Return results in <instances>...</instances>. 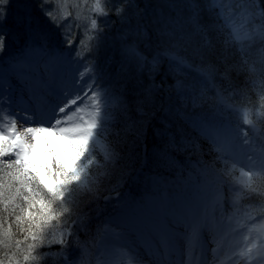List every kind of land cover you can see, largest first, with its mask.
<instances>
[{"label":"snow or ice","instance_id":"snow-or-ice-1","mask_svg":"<svg viewBox=\"0 0 264 264\" xmlns=\"http://www.w3.org/2000/svg\"><path fill=\"white\" fill-rule=\"evenodd\" d=\"M11 2L0 0V55L4 53L9 38L5 24ZM83 2L86 4L87 0ZM48 4L53 7H46ZM67 4L68 0H40L39 7L57 28L63 25L64 41L71 48L75 42L73 22L69 20L68 24H63L72 15L70 11H65ZM132 6L133 0L116 3L113 0H94L86 17L88 24L77 45V59L83 61L88 52L99 47L100 33L104 30L100 17L115 15L127 21L126 7ZM190 7L198 8V5ZM206 7L216 10V16L222 22L216 27L224 32L225 45L235 46L241 53L243 65L247 66L250 74L254 73L255 63H249L246 53L259 43L261 47L258 51L264 63V0H208ZM57 8L60 9L59 16L56 15ZM74 19H81L79 12ZM192 21L195 31L203 30L198 13H194ZM16 23L33 43H25L24 51L13 58L8 71L22 79L29 103L23 110L13 111L10 102L5 107L4 69L0 67V205H3L0 211H6L7 205L17 197L26 205L25 208L15 204L12 209L15 212V208L19 207L24 213L23 220L20 215H15L14 222L18 227L22 222L26 224V228H20V231L26 233L25 240L32 241L23 256L25 262L31 260L39 264L41 259L52 258L54 262L62 260L64 264H144L134 252L122 246L129 235H135L146 254L153 258L152 264H264V225L249 226L241 219L240 207L245 199L264 198V188L253 179L260 176L264 180V169L255 172L244 170L239 167L237 159L239 152L254 150L248 131L254 134L261 131L264 91L258 94L255 107L249 104L234 107L228 103L227 97L217 92V105L236 113L238 123L235 127L223 122L219 108L188 117L200 137L208 141L217 154L215 161L221 162L223 167L217 169L214 164L199 167L194 175L189 176L186 188L169 199L162 209L150 211L135 222H129L121 214L114 218V222L109 220L97 224L95 243L80 241L72 231V225L76 223L72 216L77 212L80 198L92 196L99 199L103 178L108 177L111 169L123 159L107 139L116 104L109 91L97 83L98 74L92 57H89L92 64L85 61L69 82L54 71L59 58L43 45H37L44 34L36 30L31 14L25 13ZM76 26L79 27V24ZM146 34V29L136 32L137 37ZM124 38L127 39V36ZM85 41H88L87 45ZM208 44L210 41L205 39V45ZM81 48H87L84 55ZM124 54L127 62L138 70L150 65L151 73L157 67V58L149 60L136 42L126 44ZM166 54L179 68L191 70L184 57L167 50ZM39 64L44 65L46 74L33 75ZM228 71L225 69L222 75L227 77ZM199 74L205 75V70L199 69ZM156 87L159 86L149 85L144 89L145 99L137 108L142 116L149 115L143 105L153 102V89ZM206 102L207 97L202 91L193 98L192 105L193 108L202 107ZM146 123L140 122L144 127L138 126L137 122L127 124L122 141L127 143L132 137L131 148L134 149L139 141L145 154L147 146L143 144V138L147 132ZM155 132L160 134L159 130ZM168 147L172 151L180 150L175 137H171ZM195 147L199 150L198 144ZM98 155L103 157V162L97 159ZM7 156L13 158L5 160ZM160 159L163 164H168L166 151L160 154ZM237 170L240 177L233 175ZM228 177L231 181L228 182L226 196ZM104 199L108 201L112 197L105 196ZM226 202L232 209L230 213L226 211ZM259 210L264 213V205L259 206ZM3 223L4 217L0 216V247H8L6 238L10 235L11 225L5 231ZM224 225H227L226 232L222 231ZM245 229L247 231L238 247L226 252V259L222 258L220 252L228 235ZM20 243L15 241L17 246ZM53 243L60 248L52 251ZM69 247L80 250L75 260L69 259ZM40 248L50 251L37 252ZM93 248L98 250L95 261ZM174 256L176 259H173ZM0 264H4L3 259H0Z\"/></svg>","mask_w":264,"mask_h":264},{"label":"rangeland","instance_id":"rangeland-1","mask_svg":"<svg viewBox=\"0 0 264 264\" xmlns=\"http://www.w3.org/2000/svg\"><path fill=\"white\" fill-rule=\"evenodd\" d=\"M93 2L94 0H87L85 4L83 0H68L65 11H70L72 15L63 24L66 25L71 20L73 22L72 32L76 30V25L79 24L78 28L82 29L84 33L88 24L86 17L90 14ZM144 2L146 6H142L141 13L146 11L148 13L141 15L143 22L140 23H146V27L154 33H148L151 38L146 40L145 44L144 38H141L142 40L139 42L135 38L128 42L124 38L126 34L123 33L126 31L116 25L111 19V15L100 17L101 26L105 27V30L100 33L99 47L88 52L83 61L78 60L75 55L78 45L76 37L71 48H68L64 42L61 44L59 39L64 40L63 25L57 28L42 13L26 6L24 1L23 4L15 5L8 11L7 19L13 23L10 29L13 36L16 33L18 35L26 34L17 25L16 20L25 13L31 14L36 30L44 34L37 41V45H43L54 57L59 58L55 70L61 75L64 74L66 78L72 80L85 61L91 65L92 60L89 57H92L98 74L97 83L109 91L116 104L107 139L121 153L123 159L114 169H111V174L108 177L103 178L99 190V199L92 196L80 198L77 212L72 216V220L76 221L72 225V231L79 236L80 241L95 243L97 224L113 220L122 211L131 212L139 209L144 214L162 209L169 199L186 188V181L189 176L194 175L195 170L199 167L213 164L217 169L223 167L221 162L215 161L217 154L212 150L209 142L200 137L188 117L195 113H209L214 108H219L223 122L231 123L235 127L238 123L236 113L225 110L222 105H217V92L227 97L228 103L234 107H241L245 104L255 107L257 104L256 97L264 91V63L261 62V53L258 51L261 45L259 43L254 45L246 53L249 63H255L256 67V71L250 74L247 66L243 65L241 53L237 51L236 47L225 45L224 32L216 27L222 22L217 18L215 9L210 10L206 7L208 0H144ZM190 5H198V8L190 7ZM51 6L53 7V5ZM78 12L81 19L76 21L74 17ZM194 13H198L199 23L203 26V30L200 32L194 30L192 21ZM130 14L135 19L128 18L124 23L126 25L124 29L131 28L132 30L138 24L137 13ZM56 15H60L59 8H57ZM168 19L174 23L175 28L172 30L168 29ZM142 27L138 29H143ZM117 36H121L119 39L122 43L118 55L120 59L117 63L125 65L124 73L123 70L118 71L116 69V64L111 68L105 66V63L108 62V55H110L108 51L114 48L115 43H119ZM152 36L156 37L152 38ZM205 39L210 41V44L205 45ZM18 40L16 38L14 41L18 43ZM26 42L29 45L33 43L29 35L24 39L22 45L18 43L21 45V50L18 48L19 50L16 51L10 47L4 51L5 55H0V67L4 69L3 89L8 91H4L6 93L4 96L7 99L10 97L9 92H12L8 86L9 79L13 77L10 81L19 82V84L21 82L20 77L8 71V66L12 63L13 58L21 55ZM132 42L138 44L140 50L149 60H152L153 57L157 58L158 64L153 72L149 73L150 65H146L143 70H138L136 66L127 62L124 48L126 44ZM87 43L88 41H85V44ZM92 43L95 44L96 42L92 41ZM166 50L184 57L191 65V70L179 68L174 60L169 59ZM80 51L84 55L87 49L81 48ZM199 69H204L205 75H200ZM225 69L229 70L227 77L222 75ZM149 85L159 87L153 89V102L143 105L145 112L149 115L142 116L137 108L144 101V89ZM23 87L22 82V89ZM202 91L207 97V102L202 107L193 108V98L199 96ZM14 95L27 97L21 92H16ZM9 102L11 109L20 107L15 99L9 100ZM142 121L147 122V132L143 138V144L147 146L146 154L139 141L136 142L134 149L131 148L132 137H129L127 143L122 142L125 126L137 122L138 126L144 127V124H140ZM18 124L21 126L20 123ZM260 129L261 131L257 134L251 130L248 131L254 150L238 153L239 167L244 170L255 172L264 169V151H262L264 149V123L260 125ZM155 130H159L160 134L157 135ZM171 137H175L179 151H172L168 147ZM197 144L199 150L195 147ZM165 151L169 157L167 165L163 164L160 159V154ZM252 157L255 159H251ZM12 158V156H7L4 159L10 160ZM97 159L103 162L102 156L98 155ZM233 175L240 177L239 170ZM253 179L258 186L264 188V180L260 176H255ZM230 181L231 177H228L225 184L226 196ZM105 196H111L112 199L105 201ZM95 200H99L100 205L97 208H95L97 205ZM245 200L240 206L241 219L246 221L249 226L264 225V213L259 210V206L264 205V198L253 197ZM87 202H91L90 207H85ZM15 204L26 208L24 202L17 197L13 203L7 205L6 211H0V216L4 217L3 228L5 231L9 230L8 225L13 228L16 227L19 231L20 228H26L25 223L22 222L18 227L17 223L14 222L15 215H20L22 220L24 216L19 207L15 208V212L12 211ZM247 205L252 207H245ZM0 208H3V205H0ZM225 208L229 213L232 211L227 202ZM98 212L100 213L99 216ZM243 213H248V215H243ZM81 217L84 219L81 220ZM227 230V225L222 226V231L226 232ZM246 231L247 229L230 233L223 248L230 250L237 248ZM19 235L22 236V240H19L21 241L20 246L12 241V243H8V247H0V251H2L0 259L5 258L4 264H28L23 260V256L26 254L27 245L31 244L32 241L31 239L25 240L26 233L20 231ZM52 247L58 250L60 245L53 243ZM67 251L70 260H75L80 255L78 248L69 247ZM92 252L93 261H95L98 250L93 248ZM60 262L64 264L63 261ZM54 263L52 258L44 259V261L39 260V264ZM29 264H37V262L30 260Z\"/></svg>","mask_w":264,"mask_h":264},{"label":"bare ground","instance_id":"bare-ground-1","mask_svg":"<svg viewBox=\"0 0 264 264\" xmlns=\"http://www.w3.org/2000/svg\"><path fill=\"white\" fill-rule=\"evenodd\" d=\"M12 1L13 2H16L17 4H23V1H24L25 4H26V6L31 7V8H33V10L42 13L41 12V9L39 7L40 0H12ZM116 2H119V0H116V1L113 0V3H116ZM51 5L52 4H48V5H46V7L51 8L52 7ZM133 5L134 6H132V7H126L125 15L128 18H130L131 20H134L135 17L132 14H130V13L136 12L137 15H138V18H140L143 21L141 15H146L148 13L147 11L145 13H141L142 6L143 5L146 6L144 0H142L141 2H140V0H133ZM109 7H111V5H109ZM10 10H11V5L9 6V11ZM111 17H112L111 19L116 23V25L119 28L120 27L123 28V30H125L126 32L132 34V36L134 35V38L136 39L137 42H139V41L142 40L141 39L142 36L141 37H137L136 34H135L136 32H133L131 30V28L130 29H124V27L126 26L124 23L126 21H123L122 19L116 17L115 15H111ZM7 21H8V19H7ZM5 27H7V26L5 25ZM101 27L105 30V27H103V26H101ZM8 32H9V38L6 40V48H5V50L8 49V48H10V47L12 49L14 48L16 51L19 50L18 48H20V50H21V45L24 43V39H26L28 35L27 34H24V35L19 34L18 35V33H17V34H15V36H13V33H10V31H8ZM126 32H123V33H125L126 34L125 36L128 37V35H127ZM72 33L75 35L76 40H77L76 42L79 44L80 43V40H81V38H82V36L84 34L83 31L80 28L77 27L76 30L74 32H72ZM16 35H18V36H16ZM16 38L19 39L18 40V43L21 44V45H19L18 43H16L14 41ZM59 40H61V44H62V42H64V44H66L64 40H62V39H59ZM127 41L130 42L131 39H128L127 38ZM145 42L146 41L144 40V43ZM115 45H116V48H115ZM121 47H122V43L119 40V43H115L114 44V48L113 49H110L108 52H111V53L113 52V54H114V52L117 53L118 51H120ZM85 49H87V48H85ZM3 54L5 55V53H3ZM54 71L57 72V70H55V69H54ZM40 74H46L45 67H44L43 64L37 65V70L35 71V74H33V75H40ZM62 76H64V74ZM9 78H10V76H9ZM11 78H13V77H11ZM11 78L9 79L8 86H10V88L12 89V92H9L10 97L8 99L5 97L6 96V93H4V95H5L4 98H5V101H6L5 107L6 108L8 107L9 100L11 101V100L15 99V101L18 102V104L20 105V107H17L16 109H12V110L13 111H16L17 109L23 110V108L26 105H28V103H29L28 102V93H27L25 87H23V89H22V79H21V82L19 84V82L15 83L13 81H10ZM67 79H68L69 82L72 81L69 78H67ZM15 80H19V79H15ZM4 91H6V90H4ZM6 92H8V91H6ZM16 92H21L24 96H27V97L26 98L16 97L14 95ZM18 123H20V122L18 121ZM18 123H17V127H18V129H20L21 126H19ZM21 134H23V133H21ZM257 158H260V157H257ZM251 159H255V157H252ZM95 203L97 204L95 206V208H97L98 205H100L99 204V200H95ZM90 206H91V202H87L85 204V207H90ZM121 214L123 215V218L126 219V220H128L129 222H135V221H139L141 218H143L144 216H146L148 213H144L143 214V212H141L139 209H135V210H132L131 212L122 211L121 213L118 214V216L121 215ZM114 218H113V222H114ZM117 231H119V229H117ZM122 246L123 247H127L132 252H134L144 262V264H152L153 258L150 257L148 254H146L145 249L141 246V242L137 239V237L135 235H129L128 238H127V241L122 243ZM55 249H56L55 247H52L51 250L53 251ZM48 251H50L48 248H40V249L37 250V252H48ZM228 251H230V249H225V251H223V252L220 253V255H223L222 258H225L226 259V256H224V255ZM34 255H35V253H34ZM40 261H44V259H41ZM60 261H62V260L55 261L54 264H63ZM28 264H29V262H28Z\"/></svg>","mask_w":264,"mask_h":264},{"label":"trees","instance_id":"trees-1","mask_svg":"<svg viewBox=\"0 0 264 264\" xmlns=\"http://www.w3.org/2000/svg\"><path fill=\"white\" fill-rule=\"evenodd\" d=\"M15 5H18L16 2H11V9L15 6ZM11 21H6V28H7V30L8 31H10V29L12 28V26L11 25H13V23H10ZM140 22H143L142 20H140L139 21V18H138V21H137V23L138 24H136L134 27H133V29H132V31L133 32H137V30H139L138 28H140V27H142V26H147V25H145L146 23H140ZM145 27H142L143 29H146V32H149L148 31V29L147 28H145ZM172 28L173 27H171L170 25L168 26V29L169 30H172ZM113 30L115 29L114 27L112 28ZM82 30V29H81ZM83 31V30H82ZM17 34V33H16ZM136 34V33H135ZM152 34H154L153 32H152ZM127 35H128V39H133L134 38V35L132 36V34H130V33H127ZM118 37V41L120 40L119 38L121 37V36H117ZM144 36H142V38H143ZM156 36H152V38H155ZM150 38H151V36H150ZM146 43V42H145ZM144 43V44H145ZM78 44V43H77ZM109 54L110 55H108V62L107 63H105V66L106 67H108V68H111L112 66H114L115 64H116V69L118 70V71H122L123 73H124V64L123 63H117V61H119V59H120V56H118L119 55V51L116 53H114L113 54V52L111 53V52H109ZM115 60V61H114ZM257 98V97H256ZM151 137H152V131H151ZM8 227H9V225H8ZM19 230L16 228V227H12L11 226V229H10V235L9 236H11V237H8V238H6L7 239V242L8 243H12V241H17V240H22V236H20L19 234H20V231L18 232ZM20 246V245H19ZM25 254V253H24ZM1 255H2V251H0V257H1ZM3 260H5V258H2Z\"/></svg>","mask_w":264,"mask_h":264}]
</instances>
